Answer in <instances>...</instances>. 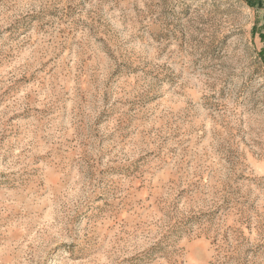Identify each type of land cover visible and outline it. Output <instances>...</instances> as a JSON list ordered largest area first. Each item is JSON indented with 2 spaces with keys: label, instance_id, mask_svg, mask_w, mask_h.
<instances>
[{
  "label": "rangeland",
  "instance_id": "374dc122",
  "mask_svg": "<svg viewBox=\"0 0 264 264\" xmlns=\"http://www.w3.org/2000/svg\"><path fill=\"white\" fill-rule=\"evenodd\" d=\"M0 264H264V0H0Z\"/></svg>",
  "mask_w": 264,
  "mask_h": 264
},
{
  "label": "trees",
  "instance_id": "16d2710c",
  "mask_svg": "<svg viewBox=\"0 0 264 264\" xmlns=\"http://www.w3.org/2000/svg\"><path fill=\"white\" fill-rule=\"evenodd\" d=\"M251 1V0H250Z\"/></svg>",
  "mask_w": 264,
  "mask_h": 264
}]
</instances>
